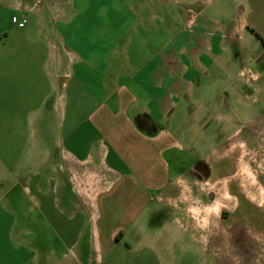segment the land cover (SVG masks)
Segmentation results:
<instances>
[{
    "label": "crops",
    "instance_id": "crops-1",
    "mask_svg": "<svg viewBox=\"0 0 264 264\" xmlns=\"http://www.w3.org/2000/svg\"><path fill=\"white\" fill-rule=\"evenodd\" d=\"M252 2L264 21V0ZM66 4L0 0V66L9 63L11 95L42 135L17 150L15 187L0 193V264H226L232 236L233 264H264L253 168L264 115L259 126L252 106L264 99V48L236 43L255 28L210 9L213 0ZM20 11L28 15L15 21ZM51 34L74 49L53 47ZM73 167L93 182L89 203L69 189ZM180 174L238 221L195 229L168 199ZM30 199L42 215L37 236L26 229Z\"/></svg>",
    "mask_w": 264,
    "mask_h": 264
},
{
    "label": "rangeland",
    "instance_id": "rangeland-1",
    "mask_svg": "<svg viewBox=\"0 0 264 264\" xmlns=\"http://www.w3.org/2000/svg\"><path fill=\"white\" fill-rule=\"evenodd\" d=\"M61 5V9L63 11H67V1L68 0H57ZM99 3L102 0H98ZM264 6V5H263ZM212 8H219L220 10L225 11V13L230 17L232 21L236 24L239 22L245 21L247 22L249 28H255V33H257V27L261 32H264V21L260 18H257L254 13V7L252 0H213V4L211 5ZM69 10V9H68ZM95 10L97 12L100 10V5H96ZM26 14L25 12H15L14 13V20L18 21L20 18L24 17ZM223 15V14H222ZM217 21L221 24L225 22L227 19L223 16L217 17ZM228 21V20H227ZM226 24V22H225ZM258 34V33H257ZM259 35V34H258ZM236 43L241 44L242 46L252 48L255 45H258L262 48L260 40L251 32L247 30L246 33L243 35H239L237 33ZM260 36V35H259ZM2 35H0V41ZM261 37V36H260ZM263 40L264 38L261 37ZM4 40V39H2ZM50 42L53 47H65L68 50H73L74 45L71 41L67 39H58L53 34L50 35ZM2 70V71H1ZM10 67L9 63L0 66V193L8 192L11 188L15 187L13 180L16 168H20L19 165L15 166L16 161V153L17 150L25 145H30L33 142H38L42 135L39 133L36 123L33 122L31 117V109L30 107L26 108V105L23 104L22 107H18L19 103L11 95L10 91ZM67 95L70 94V89L68 88L65 90ZM252 106L257 109L258 112V119L257 124L262 126V119L261 117L264 115V99H259L256 104H252ZM238 122V121H237ZM251 123L249 121H244L241 119L238 122L239 127L249 126ZM255 123H253V126ZM55 123L52 124V134L50 135L51 138L56 136L57 127H55ZM258 158L256 162L253 164L254 173L256 174V188L259 190H264V153L263 149L258 148ZM11 170L13 172H11ZM227 170V167H226ZM69 178L71 180L69 182V189H73V191L77 194L81 195V199L83 202L89 203L92 198V194L95 193L93 189V182L89 179L88 175L84 173H79L74 167L71 168L70 172H68ZM14 186V187H13ZM16 190V188H15ZM17 192L19 193L20 190L17 188ZM240 201V205H244L242 197L238 199ZM37 202H40V198H36ZM23 210L25 209H33L32 214H28V224H26V229L28 232L31 231L34 235H38L40 233V221H41V213L39 205L37 203H33L30 199L29 201H23ZM38 205V206H37ZM37 208V209H36ZM238 221L237 215L234 213H224L222 214V218L220 219L221 223H224L226 227L233 226V224ZM23 225V224H22ZM25 225V224H24ZM32 229V230H31ZM41 235V233H40ZM41 237V236H40ZM237 244V242H236ZM236 247V250H235ZM238 254L237 246L234 242V237L230 238L228 246L225 249V263L226 264H233L234 256ZM165 264H172L167 262ZM183 264H202L201 262H194V263H183Z\"/></svg>",
    "mask_w": 264,
    "mask_h": 264
},
{
    "label": "clouds",
    "instance_id": "clouds-1",
    "mask_svg": "<svg viewBox=\"0 0 264 264\" xmlns=\"http://www.w3.org/2000/svg\"><path fill=\"white\" fill-rule=\"evenodd\" d=\"M193 182L194 180H190L183 174L177 175L173 180V184L179 190L178 195L168 199L184 206V212L191 219L195 229L210 233L228 205L222 197H215L210 201L202 200L193 192ZM199 183L204 184L206 182L200 181ZM158 199H163V197ZM259 206L264 207V204Z\"/></svg>",
    "mask_w": 264,
    "mask_h": 264
},
{
    "label": "trees",
    "instance_id": "trees-1",
    "mask_svg": "<svg viewBox=\"0 0 264 264\" xmlns=\"http://www.w3.org/2000/svg\"><path fill=\"white\" fill-rule=\"evenodd\" d=\"M251 32L260 40L261 45L264 48V40L257 33H255L253 30H251Z\"/></svg>",
    "mask_w": 264,
    "mask_h": 264
}]
</instances>
